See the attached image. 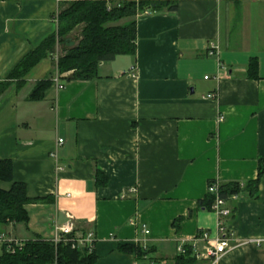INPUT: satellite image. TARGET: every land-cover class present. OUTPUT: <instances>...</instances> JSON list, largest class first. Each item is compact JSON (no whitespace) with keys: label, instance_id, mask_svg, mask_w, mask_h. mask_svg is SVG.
Masks as SVG:
<instances>
[{"label":"crops","instance_id":"obj_1","mask_svg":"<svg viewBox=\"0 0 264 264\" xmlns=\"http://www.w3.org/2000/svg\"><path fill=\"white\" fill-rule=\"evenodd\" d=\"M60 4L0 0V83L56 33ZM135 20L136 54L103 63L94 80L63 78L60 89L58 49L0 98V161L14 167L13 182L0 189L22 183L39 200L26 206V223L0 234L53 241L56 227L72 225L75 237L94 235L97 264H174L181 245L216 236L209 185L258 179L264 0H180L175 12L146 11ZM51 75L43 99L33 101L36 85ZM228 206L237 247L219 264H264V244L253 243L264 242V175L257 197L245 190ZM126 245L148 253L121 252Z\"/></svg>","mask_w":264,"mask_h":264},{"label":"trees","instance_id":"obj_2","mask_svg":"<svg viewBox=\"0 0 264 264\" xmlns=\"http://www.w3.org/2000/svg\"><path fill=\"white\" fill-rule=\"evenodd\" d=\"M180 0H61L58 25L55 34L47 37L39 46L32 49L8 77L0 83V98L12 81L18 86L25 83L27 75L49 56L61 55L55 65L60 77L72 73L68 80L90 81L99 76L103 63L115 61L118 57L136 54L137 22L135 17L146 11L157 13L175 12ZM127 19H131L125 21ZM125 21V22H123ZM256 70V66H251ZM53 75L39 82L31 94L33 101H41L52 85ZM264 175V162H261L258 179L246 187L239 184H224L220 196L231 201L232 196L250 191L257 197L259 183ZM14 167L8 160L0 161V182H13ZM215 196L208 194L205 204L212 208ZM39 200L27 196L25 184L14 183L9 192L0 189V229L9 224L26 223L29 219L26 206ZM1 232V231H0ZM70 235V237H73ZM124 253L137 258L147 255L139 247L120 246ZM95 251L73 248L71 242L42 239L24 242L21 246L3 244L0 264H97ZM193 246H184L174 264H202Z\"/></svg>","mask_w":264,"mask_h":264},{"label":"built area","instance_id":"obj_3","mask_svg":"<svg viewBox=\"0 0 264 264\" xmlns=\"http://www.w3.org/2000/svg\"><path fill=\"white\" fill-rule=\"evenodd\" d=\"M55 22L58 23V17L56 18ZM217 50L218 47L212 44L211 52L209 53V55L214 56L216 54L215 51ZM220 67L221 69H224V66L221 65ZM206 79H208V77ZM60 80L61 77L57 73L54 82L61 89L62 85L60 84ZM63 142L64 140H59V144H63ZM220 188L221 185L218 182H212L209 185V194L215 196V201L211 209L217 216V220H218L217 228H216V236L214 239H211L208 233H202L196 238V240L194 241L195 244L193 246L197 254L198 253L197 247L200 244H204L203 251L199 252L197 254V257L202 261H208L209 264H219L223 256H225L230 251L234 250L235 247H237L232 245L231 242L234 238V233L232 230H230L227 227V221L233 215V211L228 206V201L220 196ZM237 200H238V195L232 196L231 201H237ZM55 232H56V236L53 240L55 244L61 241L71 242L73 248L88 249L90 253L95 250L96 239L94 238V235L91 233L81 237H75V235L73 237H70V235L74 234V229L72 225L66 226L64 228L56 227ZM149 233L150 232L147 231L146 235H149ZM11 243H15V245L17 246H21L23 244L21 242H18L16 240L7 237L6 234H0V247L3 244H11ZM253 243L259 247L264 244V242L262 241H256ZM238 245H243V244L240 243ZM144 249L146 251V248ZM178 253L179 254L184 253V245H181L178 248Z\"/></svg>","mask_w":264,"mask_h":264},{"label":"water","instance_id":"obj_4","mask_svg":"<svg viewBox=\"0 0 264 264\" xmlns=\"http://www.w3.org/2000/svg\"><path fill=\"white\" fill-rule=\"evenodd\" d=\"M71 75H72V73H68V74L62 75L61 76V79H63V78H69Z\"/></svg>","mask_w":264,"mask_h":264},{"label":"rangeland","instance_id":"obj_5","mask_svg":"<svg viewBox=\"0 0 264 264\" xmlns=\"http://www.w3.org/2000/svg\"><path fill=\"white\" fill-rule=\"evenodd\" d=\"M58 55H59V56L61 55V52H60V51L58 52ZM58 55H57V57H59ZM118 62H119V61H118ZM100 68H101V67H100ZM100 68H99V71H98L99 73H101V69H100ZM104 73H105V71H104ZM0 251H1V248H0ZM0 254H1V252H0Z\"/></svg>","mask_w":264,"mask_h":264}]
</instances>
